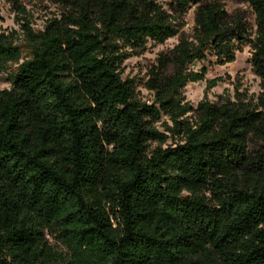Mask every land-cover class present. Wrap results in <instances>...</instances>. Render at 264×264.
<instances>
[{"label": "trees", "instance_id": "obj_1", "mask_svg": "<svg viewBox=\"0 0 264 264\" xmlns=\"http://www.w3.org/2000/svg\"><path fill=\"white\" fill-rule=\"evenodd\" d=\"M29 58L0 34V264H264V0L255 30L218 0H45ZM160 53L138 97L123 63ZM248 45L255 101L183 103ZM18 64L14 71H5ZM207 87L218 80L206 81Z\"/></svg>", "mask_w": 264, "mask_h": 264}, {"label": "rangeland", "instance_id": "obj_2", "mask_svg": "<svg viewBox=\"0 0 264 264\" xmlns=\"http://www.w3.org/2000/svg\"><path fill=\"white\" fill-rule=\"evenodd\" d=\"M163 9L168 8L169 0H154ZM230 18H241L253 34L255 30L254 15L246 2L238 0H218ZM61 8L57 4L45 0H0V34L13 40L22 56L19 63L29 58L30 46L27 37L22 30L23 25L28 24L33 32L43 31L46 23L57 17ZM194 7L184 17V26L180 34L166 40L163 44L149 42L145 49L138 55H133L123 63L122 78L134 79L138 97L147 104L152 103V94L145 88V82L149 78V69L157 64L160 53H166L178 44L180 37L191 40L194 28ZM251 49L248 45L241 46L235 51V59L225 64L216 63L212 56L194 68L204 66L207 69L206 81L218 80L215 86L207 87V82L187 84L182 90L183 103L196 106L200 101L206 100L217 103L224 99L234 100L235 97L246 102L255 101L262 91V81L253 74L249 63ZM18 64H11L5 71H14ZM7 73H0V90L8 89L10 84Z\"/></svg>", "mask_w": 264, "mask_h": 264}]
</instances>
